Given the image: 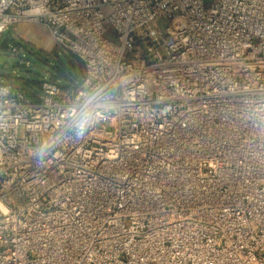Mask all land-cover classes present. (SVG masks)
Instances as JSON below:
<instances>
[{"label":"built area","instance_id":"built-area-1","mask_svg":"<svg viewBox=\"0 0 264 264\" xmlns=\"http://www.w3.org/2000/svg\"><path fill=\"white\" fill-rule=\"evenodd\" d=\"M27 22L83 73L0 82V264H264V0H0Z\"/></svg>","mask_w":264,"mask_h":264},{"label":"rangeland","instance_id":"rangeland-1","mask_svg":"<svg viewBox=\"0 0 264 264\" xmlns=\"http://www.w3.org/2000/svg\"><path fill=\"white\" fill-rule=\"evenodd\" d=\"M103 12L106 14L107 10ZM158 24L164 28L166 22L160 19ZM107 29V38L115 40L113 30L109 26ZM57 64L66 67L65 81L54 80L59 71ZM82 73L83 69L76 67L69 52L57 47L40 23H19L0 34V82L12 83L28 96L40 94V83L44 79L64 86L78 81Z\"/></svg>","mask_w":264,"mask_h":264},{"label":"trees","instance_id":"trees-1","mask_svg":"<svg viewBox=\"0 0 264 264\" xmlns=\"http://www.w3.org/2000/svg\"><path fill=\"white\" fill-rule=\"evenodd\" d=\"M69 55L74 59L75 64H76V67L77 68H82V64L79 61V59L76 56H74L73 54H71V53H69ZM70 64H72L71 61H70ZM57 69L59 71L58 72L56 71L55 76H54V78H55L54 80H57V81H65V78L64 77L66 76V73H65L64 70H66V67L63 64L62 65H58L57 64ZM78 81H74V82L72 81L73 82L72 84H70V83L64 84V86H62V87H65V88L71 87V86L75 85Z\"/></svg>","mask_w":264,"mask_h":264}]
</instances>
